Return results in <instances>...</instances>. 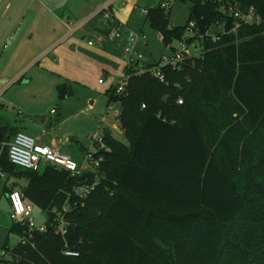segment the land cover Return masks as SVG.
Instances as JSON below:
<instances>
[{"label":"trees","instance_id":"1","mask_svg":"<svg viewBox=\"0 0 264 264\" xmlns=\"http://www.w3.org/2000/svg\"><path fill=\"white\" fill-rule=\"evenodd\" d=\"M179 1L191 3L183 26L171 27L170 11L158 8L144 18L164 45L181 40L189 22L203 32L221 20L213 5ZM231 1L253 7L261 23L204 42L201 58L162 68L163 82L125 68L123 92L104 93L120 106L125 143L105 131L96 172L22 170L2 150L0 170L26 182L4 192L17 190L48 216L34 248L13 249L14 264H264V0ZM56 90L71 94L65 84ZM11 132L0 126V142ZM97 177L87 197L73 194ZM65 205L59 236L50 221ZM20 232L12 224L8 234Z\"/></svg>","mask_w":264,"mask_h":264},{"label":"rangeland","instance_id":"2","mask_svg":"<svg viewBox=\"0 0 264 264\" xmlns=\"http://www.w3.org/2000/svg\"><path fill=\"white\" fill-rule=\"evenodd\" d=\"M30 1L31 0H28L24 5L22 10H26V7H28V10L23 15H19L18 17L19 10H16L15 13H12L13 10L10 11L9 18L11 21L8 20L5 24L6 29L0 32V38H2L0 42V54L1 52H5L3 49L5 39L10 41V47L15 44L18 38L16 35L12 34L15 31L17 35L22 33L26 37L31 35L32 38H34L36 34L42 30V26L36 25L41 29L39 31L34 24H31L30 19H48V17H35V15L39 16L36 14L38 12V7L32 10L30 8ZM127 1L132 2L131 5H135L137 9H143L157 2V0ZM190 7L191 3L189 1L174 2L170 9L169 25L171 27L183 26ZM1 12H3V7H0V14ZM20 16H25L24 19L26 20L23 25H17L19 22L18 19H23ZM126 17H128L129 30L144 36V39L141 38L136 47L140 50L139 52L144 55L146 61H150V58L155 60L162 54L169 53L159 41L158 33L150 31L147 22L146 25H142L145 15L139 11H131L130 8H128ZM41 21L42 20H38L37 24ZM102 23V18L98 17L87 24L84 29L86 30V28L89 29L92 27L98 28ZM77 24L78 23H74L72 26L75 27ZM53 25L54 22L50 20V23L49 21L46 22L44 27L52 28ZM18 27L20 28L19 30ZM5 30H7V32H5ZM81 35H83L82 32L77 33L79 41L83 42L84 39L81 38ZM4 37L6 38L4 39ZM104 40L107 41L106 39ZM108 42L104 44L106 47L111 48L114 46V44H110L112 41ZM10 47L8 48L9 50ZM149 53H151L152 57L149 56ZM111 54L113 55V60H111V62L107 61L106 63V60L103 62L102 59H100L93 61V64H99V67L97 65H90L87 70L83 69L82 71H84L85 74L80 83L85 82L84 85H71V94H67L63 99H61L54 90V77L52 75L46 73L41 68L27 69L23 75H20V77L10 85L11 88L9 87V89L4 92V100L6 101L0 100V104L5 107L3 111L10 118L11 122L13 121V123L19 126L26 123H41L43 119L46 123L53 124V128H56L54 129V135L59 141L65 144L64 153L66 154L67 151L71 149L74 153L73 160L78 165L81 164L83 160L84 151L91 149V138L95 135L101 137L105 131H109L116 140L125 143L122 133L117 129L119 127L118 121L114 120L112 117L113 115L107 111L108 108L106 106L104 93L111 88L113 79L108 78L109 75L105 74L106 71L103 72L105 65L109 64L113 66V64L116 63L115 67L118 66L117 68L119 70L117 69L118 75H116V77L118 78L114 85L122 82L123 79L121 76L123 68L125 67V63L122 60V46L121 48L116 47L115 51ZM88 63L91 64L90 62ZM11 73L12 72L4 75L5 80H8L9 77L10 79L14 78V76H10ZM98 79L102 80L104 84L98 85ZM111 106H113V104H111ZM114 107L120 110L119 105H115ZM51 108H54L57 114H49ZM64 113L69 116L67 120L64 117ZM103 117L108 123H114L116 129L106 126L105 122L102 123L101 119ZM24 185V180H16L14 177L7 176L3 178L0 177V247L4 244L5 240L8 241V246L11 248L14 247L18 241L16 235L10 238L8 234L13 222L10 219L9 203L7 194L4 191L9 188L19 189ZM32 216L36 228L42 227L48 219L47 214L35 206L32 208Z\"/></svg>","mask_w":264,"mask_h":264},{"label":"built area","instance_id":"3","mask_svg":"<svg viewBox=\"0 0 264 264\" xmlns=\"http://www.w3.org/2000/svg\"><path fill=\"white\" fill-rule=\"evenodd\" d=\"M179 0H157L153 5L145 7L143 9L134 8L136 11L141 12L145 17L151 10L160 9L164 12L170 11L174 2ZM201 5H213L221 16V20L214 21L205 31H200L195 22H189L181 36V40L174 41L170 44H163V36L158 34L159 41L162 43L168 54H162L159 58L153 61H146L144 55L137 50V44L139 40L144 36L139 33H135L131 30H122L117 26L116 20L109 10V1L104 3L99 9L103 16V19L109 25L106 37L111 41L125 40L123 46V60L125 68H131L137 71V74H142L148 71L150 75L157 79L159 82H163V75L161 74L162 68H168L171 70H181L183 63L190 59H199L205 50L204 42L216 43L224 35L234 33L239 27L243 25H258L261 23V17L257 14L253 7L241 9L237 2L231 0H199ZM231 21V25L227 21ZM89 46L93 45L92 42L87 43ZM146 44V43H144ZM204 44V45H203ZM148 66H151L147 69ZM126 77L123 78L121 83L113 85L116 87V93L121 94L126 84ZM99 84H103L102 80L98 81ZM113 104V106H111ZM181 104V101H178ZM119 105L116 103H108V112L111 113L114 120L118 121L121 113V109L117 110L114 106ZM54 113V110H51ZM102 122H105V118H102ZM92 147L84 151L83 160L80 165L73 162L69 155L61 153L60 151L50 146L42 145L34 138L22 133L17 132L9 142H0V156L2 150L6 148L7 158L9 162L17 168L22 170L38 172L42 167L50 166L54 169L64 170L70 172L74 176H81L84 173L94 171L96 172L100 168V164L103 160L101 151H107L102 136L96 135L91 138ZM6 176L0 170V177ZM100 178H96L95 182L91 185L84 184L77 186L73 190V194L78 197H87L90 192L99 184ZM7 200L10 208V219L13 224L18 226L21 230L20 233H10V238L13 235L18 237V241L14 247L7 246L0 247V264H14L13 249L17 247L29 246L34 248V236L37 233H43L46 231V225L44 224L40 228L34 226V220L32 216L33 205L30 202H26L22 199L21 194L17 190H11L7 193ZM67 212V206H63L60 211H53L52 221L50 226L54 229V233L59 236H63L66 233L67 223L63 220L62 215ZM64 255L75 257L77 254L72 251H64Z\"/></svg>","mask_w":264,"mask_h":264},{"label":"crops","instance_id":"4","mask_svg":"<svg viewBox=\"0 0 264 264\" xmlns=\"http://www.w3.org/2000/svg\"><path fill=\"white\" fill-rule=\"evenodd\" d=\"M108 1L109 10L116 20L117 26L124 31L129 30L128 17H126L128 8H130L131 11H136L134 9L136 6L131 5L132 2H128L127 0H31L30 8L35 10V8L38 7V12L36 14L39 16L35 15V17L40 18V16H44L45 18L48 17V19H30L31 24L43 27L41 30L36 26V28L41 31L37 33L34 38H32L31 35L26 37L22 33L17 35L15 31L12 34L16 35L18 38L15 44L10 47V41L5 39L7 36L4 37L5 44L3 45V49L5 52H1L0 54V100L6 101L4 100V92H6L10 85L20 77V75H23L27 69L41 68L46 73L52 75L54 77V90L57 94L56 88L61 84H65L70 92H72L71 85H84L85 82L80 83L85 74L82 70H87L90 65H97L99 67V64H93V61L102 59L103 62H105V60L106 63L107 61L111 62V60H113V55L111 53L115 51L116 47L121 48L122 46L123 50L125 40L122 39L121 41L110 42V44H114L111 48L104 45L106 44L105 42L111 41L106 37L109 25L103 19L99 9ZM26 2H28V0H0V7H3V12L0 14V32L6 29L5 24L10 20L9 13L11 10H13L12 13L19 10L18 17L28 10V7H26V10H22ZM20 17L23 19H18L19 22L17 24L16 18L17 25H23L26 20L24 19L25 16ZM98 17L103 20V23L100 24L98 28L92 27L89 29L86 28V30L84 29L87 24ZM38 20H42L43 22L41 21L37 24ZM50 20L54 22L52 28L44 27L46 22L49 21L50 23ZM74 23L78 24L73 27L72 25ZM142 25H146L144 20ZM19 29L18 27V30ZM5 32H7V30H5ZM79 32L83 34L81 35V38L84 39L83 42L79 41V37L77 36ZM1 39L2 38H0V42ZM88 42H92L93 45L89 46L87 44ZM9 47L10 50L8 49ZM149 56L152 57L151 53H149ZM150 61H153L152 58H150ZM115 66L116 63H114L113 66L107 64L103 70V72L106 71L105 74L109 75V79H113L111 83L112 86L118 78L116 75H118L117 71L119 69L117 68L118 66ZM124 69L125 67L122 71V79L124 78ZM10 72H12L10 76H14V78L10 79L9 77L8 80H5L4 75ZM98 81L99 79L97 83ZM103 84L98 83V85ZM4 108L5 107L0 104V126L6 127L12 131L9 141H11L15 133L22 132L34 138L42 145L55 148L61 153L65 152V144L59 141L54 135V129L56 128H53V124L46 123L43 119L41 123H26L19 126L13 123V121L11 122L10 118L3 111ZM51 110H54V108L49 110V114H57L56 110H54L53 114ZM64 117L67 120L69 116L64 113ZM105 125L116 129L114 123L105 121ZM117 129L122 133L119 127ZM66 154H69L71 160L74 162V153L72 150L70 149Z\"/></svg>","mask_w":264,"mask_h":264}]
</instances>
